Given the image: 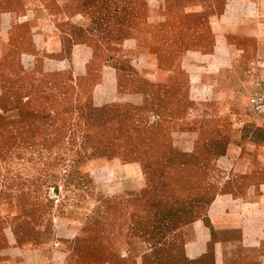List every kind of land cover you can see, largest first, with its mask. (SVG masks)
<instances>
[{"label":"rangeland","instance_id":"rangeland-1","mask_svg":"<svg viewBox=\"0 0 264 264\" xmlns=\"http://www.w3.org/2000/svg\"><path fill=\"white\" fill-rule=\"evenodd\" d=\"M153 3L11 0L0 40V264H213V244L238 237L234 185L246 178L227 152L230 122L216 120L238 109L239 141L260 151L247 138L260 143L264 119L246 103L264 86L252 81L239 108L215 109L201 137L189 134L187 77L171 84L162 59L148 70L149 29L164 23ZM217 195L222 213L206 218ZM199 218L194 242L185 228Z\"/></svg>","mask_w":264,"mask_h":264},{"label":"crops","instance_id":"crops-1","mask_svg":"<svg viewBox=\"0 0 264 264\" xmlns=\"http://www.w3.org/2000/svg\"><path fill=\"white\" fill-rule=\"evenodd\" d=\"M153 1L150 6L161 12L158 18L164 23L158 30L149 29L148 44L154 54L146 58L148 70H156V59H162L166 75H173L172 80H175H171V84H177L180 76L187 77L185 89L194 102L190 110H196V119L190 121L197 126L192 131L189 128L188 132L197 139L201 137L198 123L214 118L215 109L239 108L237 100L252 81L259 87L264 86V0ZM10 2L0 0L1 41L13 25ZM152 17L156 18L155 13L149 18ZM161 34L166 44L157 47L155 42ZM171 48L175 49L173 53ZM225 116L220 114L216 121L220 126L230 122V130H222V134L231 140L227 152L237 159L235 171L246 178V186L241 191L234 185L240 203L238 237L213 244V264H264V131L260 143L253 135L247 138L254 147L263 144L261 150L250 149L239 141L242 131L238 126L244 127L245 123L238 109L230 115V120H227L229 114ZM224 197H215L206 218L222 213L215 209V204L224 202ZM203 218L185 228V233L189 230L185 236L194 242L202 239Z\"/></svg>","mask_w":264,"mask_h":264},{"label":"built area","instance_id":"built-area-1","mask_svg":"<svg viewBox=\"0 0 264 264\" xmlns=\"http://www.w3.org/2000/svg\"><path fill=\"white\" fill-rule=\"evenodd\" d=\"M246 110L249 114L264 119V88L257 89L248 94Z\"/></svg>","mask_w":264,"mask_h":264},{"label":"trees","instance_id":"trees-1","mask_svg":"<svg viewBox=\"0 0 264 264\" xmlns=\"http://www.w3.org/2000/svg\"><path fill=\"white\" fill-rule=\"evenodd\" d=\"M253 133H254V132H253ZM253 133H252V134H253Z\"/></svg>","mask_w":264,"mask_h":264}]
</instances>
